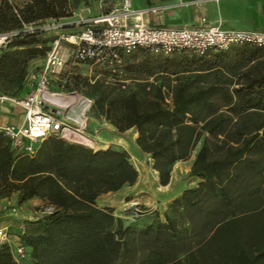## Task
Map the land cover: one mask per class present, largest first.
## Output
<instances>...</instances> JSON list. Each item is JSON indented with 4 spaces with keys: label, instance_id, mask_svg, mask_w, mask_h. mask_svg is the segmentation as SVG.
<instances>
[{
    "label": "trees",
    "instance_id": "16d2710c",
    "mask_svg": "<svg viewBox=\"0 0 264 264\" xmlns=\"http://www.w3.org/2000/svg\"><path fill=\"white\" fill-rule=\"evenodd\" d=\"M85 3L28 0L17 7L0 0V31L65 18ZM46 40L19 32L8 41L0 51V78L21 76L27 59L44 55ZM138 52V60L123 56L118 67L98 73L103 80L83 79L84 85L97 94L94 102L115 131L134 130L159 185L192 151L189 174L197 182L167 204L163 222L112 227L118 220L111 209L95 206L94 199L135 182L123 151H93L49 135L25 155L0 136V196L15 193L18 203L36 197L50 208L35 220L38 234H18L24 257L14 260L2 244L0 264H264V70L258 62L264 45L199 55ZM203 74L212 80L188 86ZM168 77L174 83L167 89L158 85L144 95L119 90L126 79Z\"/></svg>",
    "mask_w": 264,
    "mask_h": 264
},
{
    "label": "built area",
    "instance_id": "2783aa9c",
    "mask_svg": "<svg viewBox=\"0 0 264 264\" xmlns=\"http://www.w3.org/2000/svg\"><path fill=\"white\" fill-rule=\"evenodd\" d=\"M160 10L159 6L133 9L131 0H120L118 6L106 12L80 19L76 23L80 25V30L75 34L58 36L49 47L42 67L35 73L34 85L23 98L11 100L22 108L23 123L19 126L0 125V136L7 142L10 150L14 153L32 155L35 145L43 138L67 134L68 129L62 128L63 122L56 118L50 108H46L47 102L53 103L48 97L49 80L65 66L67 59L60 49L59 39L70 44L68 57L74 62L110 70L121 64L123 56L138 50L163 56L173 51L199 55L207 50H223L232 45L257 47L264 45L262 30L222 28L218 24L161 26L139 22L141 14H156ZM203 21L201 18V22ZM31 24H23L19 30L13 28L1 31L0 48L19 32L27 33L34 30L36 27L30 26ZM60 26L61 24L42 25L40 29L47 31ZM37 28L39 29L38 26ZM49 210V207H44L41 214ZM135 212L132 216L137 215ZM20 229V233L23 232V227ZM16 237V243L10 249L14 260L25 255L19 238ZM2 244L8 245V233L4 226H0V246Z\"/></svg>",
    "mask_w": 264,
    "mask_h": 264
},
{
    "label": "crops",
    "instance_id": "0c3cea01",
    "mask_svg": "<svg viewBox=\"0 0 264 264\" xmlns=\"http://www.w3.org/2000/svg\"><path fill=\"white\" fill-rule=\"evenodd\" d=\"M6 1L9 2V0ZM26 1L28 0H25V2ZM111 4V0H87V3L78 4L76 7H73L71 15L68 17L43 19L42 21H55L56 24H61L58 28L47 30L44 34H40V37L47 38L44 45L48 46L49 49L52 42L61 34L66 35L79 31L80 25L76 23L80 19L88 15L106 12L110 10ZM132 6L140 9L151 6L161 7V10L156 14L143 13L140 15L139 22L145 25L197 26L201 24H218L222 28L255 29L264 31V0H132ZM18 7H21V5H18ZM175 10L179 12L180 19L176 22L165 23L167 18L172 16L173 11ZM201 18H203V22H201ZM58 43L64 56L68 57L70 44L62 39H59ZM48 49L45 51L44 55H36L27 59L25 66L23 67L24 73L21 76L14 73L9 77L0 78V125L19 126L23 123L22 108L14 104L11 100L23 98L29 89L34 85L36 73L34 72V67L39 65L37 70L42 67ZM132 57L133 60H138L141 55L138 51H136V54ZM76 64L88 66L87 63ZM86 75H88V71ZM49 93V99H51L53 103H58L60 106L65 108L64 112L67 116H73L74 112L83 108L82 101H71L64 98L58 100V98L53 97L55 95V91L53 92L49 90ZM50 109L52 110V108ZM133 131L134 130L132 129V132ZM132 132L131 140H133L136 135L134 132L132 136ZM120 140L117 139L114 142L112 141L100 145L95 144L96 148L87 147L93 151L105 150L109 146L123 150L128 144V140L125 138H120ZM134 149L135 152L133 153L134 157L136 156L135 158L137 161H139L138 159H140L141 155H145L148 158V161L145 162V164H142L140 161L139 164H137V162L132 164L128 157L129 162L133 165L137 173L135 182L132 185H123L114 192L101 193L94 199L95 206L99 208H110L111 215L115 220L120 216L119 213L124 210H128V212H130L131 210L136 211L140 208L147 209L148 202L145 200L144 194H153L155 203H161L162 201L169 203L173 198L177 197L182 190L194 186L197 182V179L189 174V167L193 159L194 151L191 152L187 159L175 161L170 167L167 183L165 185H159L156 171L151 168V160L148 155L140 152L136 145ZM127 153L128 155L130 154V152ZM137 165L141 168L143 166L149 171L154 172V185L151 188L142 181L139 171L136 169ZM186 176L191 179L190 184H188V181L185 179ZM11 194V201H14L17 212L18 210L20 212V217L30 220L20 223L19 221H14L12 219L13 225L8 228V232L10 233L8 234V245L10 249H12L16 243V236L20 233V227H23L27 235H36L40 232L39 225L35 222V220L40 217L41 211L45 205V201L43 199L36 197H32L18 203L15 199V193ZM5 203L8 205L9 202ZM132 204H135V208H132ZM133 211L129 215H132ZM9 215L11 214L9 213ZM14 215H16V213H14ZM122 221L123 220H121V223ZM151 222V219L143 218L137 222L139 223L137 225L142 224L144 226ZM142 225L139 227H143Z\"/></svg>",
    "mask_w": 264,
    "mask_h": 264
},
{
    "label": "rangeland",
    "instance_id": "374dc122",
    "mask_svg": "<svg viewBox=\"0 0 264 264\" xmlns=\"http://www.w3.org/2000/svg\"><path fill=\"white\" fill-rule=\"evenodd\" d=\"M25 2V0H9V4L17 6L22 5ZM120 0H111V8L118 6ZM131 7L133 9H140V8H134L132 6V0H131ZM110 8V9H111ZM163 11V10H162ZM180 19V14L177 10L173 11L172 16H169L165 23H171L176 22ZM42 25L50 26V25H56L55 21H37L35 23H32L30 26L36 27L34 30L27 32V34L32 33H38L44 34L46 30H41L40 27ZM39 27V29L37 28ZM51 30V29H50ZM1 32V31H0ZM78 32V31H76ZM76 32H72L70 34H75ZM69 35V34H66ZM136 52L131 53L129 56L135 55ZM45 59V58H44ZM260 62L259 66L261 67V70H264V53L261 59L258 61ZM77 62H74L71 58L69 60V57H67L65 66L57 73L55 76L49 80L48 83V90L55 91V95L53 97L60 99H67L71 101H82L83 102V108L79 111L74 112L73 116H67L65 114V108L60 106L58 103H46V108H52L55 110V116L59 120L63 122L62 128H66L69 131H67L65 136H61L58 134L57 137L76 144L83 145L85 147L90 148H96L95 144H106L109 142H114L115 140H120V138H125L128 140V145L125 146V149H120L116 147H112L111 149H117L122 150L127 157H129L128 153L130 150L131 155L133 156L135 152V143L134 139L131 140V132L132 129H128L124 131L123 133H117L115 129L108 124L105 119L103 118V113L101 109L95 104L94 99L97 96L95 92H93L92 88L87 87L84 85L83 79L91 81L93 78H96L97 80H103L102 76L97 75L98 73H102V67L96 66V65H77ZM39 65L34 67V72L37 71ZM88 71V75L87 74ZM219 79L220 80H228V76L224 74L219 73ZM109 83H113L114 80L108 78L107 79ZM212 80L211 74H203L196 78H192L188 82L189 87H193L196 85H204L207 84ZM232 80V79H231ZM120 82V81H119ZM172 77H168L166 79H158L154 81L153 79H147V80H125L123 84V87H120L121 93H124L128 90H134L138 95H144L147 92H151L154 87L158 85H163L165 89L169 88L170 85H173ZM105 85V83H102ZM148 86V89L146 88ZM86 104V105H85ZM67 109V108H66ZM134 131L132 132L133 136ZM121 141V140H120ZM111 147V146H109ZM108 149V148H107ZM129 150V151H128ZM130 158V157H129ZM142 164H145V162L148 161V158L145 155H141L140 159H138ZM130 162L133 163V160L130 159ZM148 166V164L146 163ZM142 166V165H141ZM142 168H144L142 166ZM145 169V168H144ZM147 170V168H146ZM149 175L151 176L152 171L147 170ZM188 181V184H190V178L186 176L185 178ZM145 184V183H144ZM150 184V185H149ZM148 187H152L154 185L153 182L148 181L146 183ZM12 194H9L7 196H0V226H5L6 231L8 234V228L12 226L13 220L19 221L20 223H24L30 219H25L23 217H20V212L15 208L14 201H11ZM145 200L148 202V208L147 209H138V211L131 210L128 212V210H124L123 212H120V216L117 218L118 221L113 222L112 227H115L118 225L121 220H126L128 218L132 219L126 226H130L133 230L140 228L137 225L140 220L143 218H148L152 220V223L155 221H164V213L167 210V204L165 201H162L161 203H155L153 194H144ZM5 202H9L8 205H6ZM14 208L15 210H12ZM135 212L137 215L132 216L129 215L131 212ZM9 213L11 215H9ZM16 213V215H14ZM13 219V220H12ZM116 223V224H115ZM7 226V227H6ZM125 226V227H126ZM143 226V225H142Z\"/></svg>",
    "mask_w": 264,
    "mask_h": 264
},
{
    "label": "bare ground",
    "instance_id": "6f19581e",
    "mask_svg": "<svg viewBox=\"0 0 264 264\" xmlns=\"http://www.w3.org/2000/svg\"><path fill=\"white\" fill-rule=\"evenodd\" d=\"M66 131H69V130H66ZM122 142V141H121ZM125 142H126V140H125ZM126 145V144H125ZM128 145V144H127ZM126 145V146H127ZM129 146V145H128ZM130 152V154H131V150L129 151ZM129 154V157H130V159L131 160H133V163H136L137 162V164H139V161H137L136 160V156L134 157V155L132 156V155H130ZM132 163V164H133ZM136 169H137V171H139V174H140V176H141V178H142V181L146 184L148 181H150V182H153L154 183V179H155V174H154V172H152V174H151V176L149 175V173H148V169L147 170H145V169H143V168H141V167H139L138 165L136 166ZM150 185V184H149Z\"/></svg>",
    "mask_w": 264,
    "mask_h": 264
},
{
    "label": "water",
    "instance_id": "95a60500",
    "mask_svg": "<svg viewBox=\"0 0 264 264\" xmlns=\"http://www.w3.org/2000/svg\"><path fill=\"white\" fill-rule=\"evenodd\" d=\"M52 112H55L54 109H52ZM132 208H135V204H132ZM132 219L128 218L126 220L122 221V228L125 227Z\"/></svg>",
    "mask_w": 264,
    "mask_h": 264
}]
</instances>
